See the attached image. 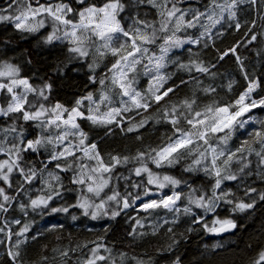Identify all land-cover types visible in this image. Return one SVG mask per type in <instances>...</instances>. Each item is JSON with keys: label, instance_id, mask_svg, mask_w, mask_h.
I'll list each match as a JSON object with an SVG mask.
<instances>
[{"label": "snow or ice", "instance_id": "6c2138e0", "mask_svg": "<svg viewBox=\"0 0 264 264\" xmlns=\"http://www.w3.org/2000/svg\"><path fill=\"white\" fill-rule=\"evenodd\" d=\"M0 264H264V0H0Z\"/></svg>", "mask_w": 264, "mask_h": 264}, {"label": "trees", "instance_id": "16d2710c", "mask_svg": "<svg viewBox=\"0 0 264 264\" xmlns=\"http://www.w3.org/2000/svg\"><path fill=\"white\" fill-rule=\"evenodd\" d=\"M238 34H234L233 36H226L224 38V44L222 46H226L227 44L231 43L232 40L235 38V36ZM225 68L228 69L229 71H231V63L229 62V64L225 65ZM256 71L259 72L260 71V66L259 64H257L256 67ZM161 131H163V129H161ZM156 135H159V133H157ZM133 215H135V213H133ZM45 223H48L49 226L51 225V223H65L67 224H71L72 222L70 220H65V217L63 214H59V215H50V216H46L41 218H38L37 221V226L39 225H43ZM89 223H96V222H89ZM245 226H249L252 224V220L251 218L244 221ZM127 227V225H120L117 226V233L119 235L123 234V228ZM256 227L259 228V223L256 224ZM73 233L75 235H79L81 233V229L80 228H76L72 230ZM94 232H99L100 231V227L99 224L97 223V226L93 229ZM252 231L251 228H248V232L250 233ZM54 236L50 237V240L54 241ZM246 239V233L244 229H241L239 232H236L235 235L228 233L225 234L223 236H212L210 234H206V233H201V234H190L188 240L182 242L184 248L187 249V251H189L190 253H195L197 251V249H202L203 246L205 244L211 245V244H215L218 242H223L225 244L226 247L230 248V249H236L237 246L239 245V247H243V240ZM184 248H182V251L184 250ZM233 253H228V255H232Z\"/></svg>", "mask_w": 264, "mask_h": 264}, {"label": "water", "instance_id": "95a60500", "mask_svg": "<svg viewBox=\"0 0 264 264\" xmlns=\"http://www.w3.org/2000/svg\"><path fill=\"white\" fill-rule=\"evenodd\" d=\"M225 234H228V233H225ZM225 234H222L221 236L225 235Z\"/></svg>", "mask_w": 264, "mask_h": 264}]
</instances>
